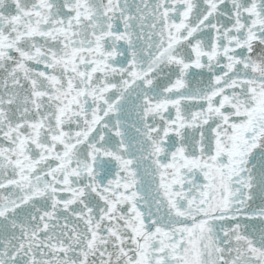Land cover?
Listing matches in <instances>:
<instances>
[{
  "label": "snow or ice",
  "instance_id": "1",
  "mask_svg": "<svg viewBox=\"0 0 264 264\" xmlns=\"http://www.w3.org/2000/svg\"><path fill=\"white\" fill-rule=\"evenodd\" d=\"M0 264H264V0H0Z\"/></svg>",
  "mask_w": 264,
  "mask_h": 264
}]
</instances>
